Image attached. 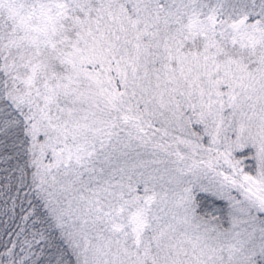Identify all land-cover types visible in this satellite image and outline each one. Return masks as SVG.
Returning <instances> with one entry per match:
<instances>
[{"label": "snow or ice", "instance_id": "6c2138e0", "mask_svg": "<svg viewBox=\"0 0 264 264\" xmlns=\"http://www.w3.org/2000/svg\"><path fill=\"white\" fill-rule=\"evenodd\" d=\"M0 264H264V0H0Z\"/></svg>", "mask_w": 264, "mask_h": 264}]
</instances>
